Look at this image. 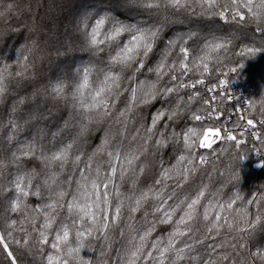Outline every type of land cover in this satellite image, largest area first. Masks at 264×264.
<instances>
[{"label": "clouds", "instance_id": "1", "mask_svg": "<svg viewBox=\"0 0 264 264\" xmlns=\"http://www.w3.org/2000/svg\"><path fill=\"white\" fill-rule=\"evenodd\" d=\"M262 58L264 0H0V264H264Z\"/></svg>", "mask_w": 264, "mask_h": 264}, {"label": "trees", "instance_id": "2", "mask_svg": "<svg viewBox=\"0 0 264 264\" xmlns=\"http://www.w3.org/2000/svg\"><path fill=\"white\" fill-rule=\"evenodd\" d=\"M243 82L237 83L233 85L241 89V93L248 94L250 92L258 93L260 84L264 83V58H262L258 62H250L248 66L242 72ZM215 95H219V90H217ZM211 102V101H210ZM235 119V108L231 105H226L225 110L221 111L219 116V122L225 123V127H231V121ZM223 134V130H221V135ZM232 135L235 139H241L236 132H233ZM209 140H215V131L208 137ZM235 143V140L231 141ZM214 146L218 147L219 144H215ZM205 148L203 151H207ZM257 163L256 160L252 161V164ZM251 169V164L249 165ZM254 179H264V168L261 169H251L250 174L246 176V181L251 182Z\"/></svg>", "mask_w": 264, "mask_h": 264}, {"label": "built area", "instance_id": "3", "mask_svg": "<svg viewBox=\"0 0 264 264\" xmlns=\"http://www.w3.org/2000/svg\"><path fill=\"white\" fill-rule=\"evenodd\" d=\"M234 89H235L236 92L241 93V89L240 88L234 86Z\"/></svg>", "mask_w": 264, "mask_h": 264}, {"label": "snow or ice", "instance_id": "4", "mask_svg": "<svg viewBox=\"0 0 264 264\" xmlns=\"http://www.w3.org/2000/svg\"><path fill=\"white\" fill-rule=\"evenodd\" d=\"M230 139H232V137H229Z\"/></svg>", "mask_w": 264, "mask_h": 264}]
</instances>
